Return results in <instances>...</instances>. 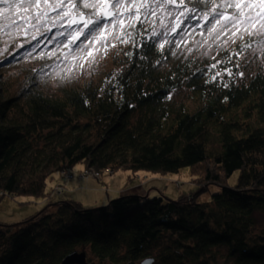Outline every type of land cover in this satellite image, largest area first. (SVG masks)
Listing matches in <instances>:
<instances>
[{"label":"trees","instance_id":"obj_1","mask_svg":"<svg viewBox=\"0 0 264 264\" xmlns=\"http://www.w3.org/2000/svg\"><path fill=\"white\" fill-rule=\"evenodd\" d=\"M227 54L207 62L170 53L164 59L151 44L137 54L131 42L99 80L59 94L39 87V63L35 71L12 64L0 71V198L47 201L22 221H0V264H63L73 251L85 253L83 264H264V229L254 231L256 212L264 214V68L247 63L244 77L222 72L236 71L228 61L207 68ZM216 72L219 86L206 84ZM113 73L118 78L105 84ZM182 89L185 99L167 98ZM77 163L89 172L84 179L189 166L197 190L177 198L125 192L93 204L54 200ZM210 184L219 191L198 201Z\"/></svg>","mask_w":264,"mask_h":264},{"label":"snow or ice","instance_id":"obj_2","mask_svg":"<svg viewBox=\"0 0 264 264\" xmlns=\"http://www.w3.org/2000/svg\"><path fill=\"white\" fill-rule=\"evenodd\" d=\"M201 4H210L211 7L205 11L200 7ZM0 5L3 6L0 7V16L6 21L0 26V31H4L8 39L14 38L13 31L21 34L31 29L43 36L45 32H52V28L57 29L47 37L48 41L52 42L57 37L64 39L57 40L54 49L48 53L41 52L39 56L41 59L45 56L54 58L59 62L55 67L68 79L79 78L82 72L91 75L95 71L93 65L99 62L97 54L102 59L108 54V49L116 48L117 44L132 42L137 54L151 44L158 50V55L166 59L168 53L176 55L175 48L187 41L197 28L204 29L209 37H213L211 44L207 39L203 42L194 41L199 47L207 45L211 48L215 44L218 49H222L229 44H236L237 40L241 41L237 48L207 68L214 69L218 64L228 61L236 71L227 67L221 71L229 76L244 77L246 73L241 69L252 62V54L246 56V50L252 49L256 43L258 50L264 53V0H0ZM14 9L23 15L15 19L7 15ZM200 20L205 21V24L201 25ZM40 28L44 31L40 32ZM158 28L163 31H157ZM189 29L192 31L189 32ZM144 33L148 34V38L137 44L134 35ZM169 36L173 38L169 39ZM245 36L248 37L247 41ZM255 37L260 39L256 41L253 39ZM32 39L37 40V37L33 35ZM166 45L172 47L166 49ZM39 46L40 41L37 40L30 52ZM19 47L23 48V45ZM187 50L191 52V48ZM119 55L120 51L117 50L114 56ZM124 55L132 56L134 53L125 52ZM240 57H243L244 63L239 62ZM140 59L145 60L147 56L140 55ZM160 62L157 59L154 63ZM61 63L63 68H60ZM261 65L264 68V61H261ZM196 71L208 75L205 69L197 68ZM219 76L220 72H216L205 83L215 81L219 86ZM117 78L118 73H113L105 78V84H111ZM232 82L235 83V80ZM229 86L228 82L223 84L225 88ZM167 98H171V93Z\"/></svg>","mask_w":264,"mask_h":264},{"label":"rangeland","instance_id":"obj_3","mask_svg":"<svg viewBox=\"0 0 264 264\" xmlns=\"http://www.w3.org/2000/svg\"><path fill=\"white\" fill-rule=\"evenodd\" d=\"M0 7H3L0 5ZM191 7V5H189ZM200 7L204 8L205 11H207L211 5H204L201 4ZM7 15L12 16L13 19H15L19 15H23L22 12H18L17 10H12ZM6 21L3 19V16H0V26H2ZM193 23H196V21H193ZM199 23L201 25L205 24V21L200 20ZM60 31H65V29H59ZM40 32H43L44 29L40 28ZM56 28H52V32H45L43 36L39 34V32L33 31L31 29H28L26 33L17 34L15 31H13V39H8L7 36H5L4 31H0V71H5V68L9 65L18 66L21 68H32L35 69V65L38 63L41 65L39 68V71L35 72L34 74L38 77L36 79L39 87L48 93H55L59 94L63 89H67L70 87H78L86 80H99L104 74H106L112 67H113V56L114 53L119 50L120 52L125 49L131 42L127 44H117L116 48H109L108 54L104 56L102 59L100 58L99 54H97L98 63L93 65V68L95 71L91 75H85L83 72L79 75V78L74 79H68L63 72H60L58 68L55 67L56 63H59L55 61V59H49L47 56H45L43 59L40 58L39 53H48L52 49L56 47L57 40H63V37H57V39L53 40L52 42H49L47 37L51 36L52 33L56 32ZM151 29H149V32ZM157 31H163V29H157ZM192 30L189 29V32ZM201 32H204L203 35H201ZM35 35L37 37V40L40 41V46L35 49V51H31L32 45L37 43V40H33L32 36ZM135 37V35H134ZM169 39H172V36L168 37ZM81 39H83L81 37ZM205 39L208 40V43H212L213 37H209L207 32L202 28H197L194 33L190 37H188L187 41L181 42L180 47L175 48L176 55H171L172 59H194L199 62H207L212 61L217 58V56L223 54V53H230L234 46L241 43V41L237 40L236 44H229L227 48L218 49L215 44L212 45L211 48H208L207 45H204L203 47L197 46L194 41H201L203 42ZM254 40L258 41L260 37L253 38ZM248 40V37L245 36V41ZM28 41H31V43H28ZM186 44V47H185ZM19 45H23V48H20ZM169 47H172L171 45H166ZM191 48V52H189L187 49ZM101 52H103V49H101ZM249 53L252 54V63L253 65L261 64V61H264V53H261L258 50L257 44H253L252 49H248L245 52V55H249ZM215 57V59H213ZM6 58V59H5ZM241 63H244V59L241 58ZM8 61V62H7ZM6 64V65H5ZM9 64V65H8ZM64 65L61 63L60 68H63ZM248 71L249 67L245 64V66L241 69L242 71L245 70ZM3 72H0V76ZM57 72H59V75H57ZM186 96V90H180L178 92H173L171 95V98L174 100H182L185 99ZM83 167L81 163H77L73 166L72 169L67 170L74 174V179L81 178L82 175L86 170H79ZM110 171V170H109ZM107 171V172H109ZM102 177L100 179L96 178L95 176L91 175V179H93L95 182L94 184L96 187L102 188L101 191H97V193L102 196H105L106 193L109 191L108 189H114L118 188L120 184H124L125 182L129 181L131 182V185H133L135 182H138L140 186H144L145 183H149V187L147 189L141 191H138V193H147L151 194L150 196H155L153 193H161L165 194L168 197L171 198H177L181 194H188L192 191L197 190L196 187V174L192 170L191 167L185 166L179 169L177 172L172 173H166L161 174L157 172L152 171H146V170H140L137 172H132L128 170H117L113 173H106L101 172ZM239 170L234 171L228 178L227 183L229 185L236 184L238 177H239ZM58 174V173H57ZM56 173L54 176H58ZM60 179V178H59ZM69 179L67 182L65 179H63L62 184L66 187L69 181H75L73 177L66 178ZM49 184H51V180L49 181ZM129 184V183H128ZM50 186V185H49ZM56 186V185H55ZM157 187L158 189H153ZM150 188V189H149ZM85 190H87L86 187H84ZM220 189L219 185L217 184H210L207 188V190L200 192L197 196L198 201H210L211 194L214 192H218ZM84 195H87L88 197L95 194L96 191L91 194L89 192L81 190ZM110 193V192H109ZM64 197L69 196L70 192L66 190L63 193H57L54 195V197ZM44 198H31L29 196H11V195H4L0 198V221L7 222V223H15L22 221L25 218H28L32 214H34L36 211L42 209L47 201ZM92 200V199H90ZM87 203V202H84ZM89 204V203H87ZM93 204V203H90ZM255 225L256 228H254L255 232L262 231L264 229V214L261 212H256L255 214ZM150 256H155V252L150 254ZM148 256V257H150ZM144 260V259H143ZM218 263H225L224 258H218ZM217 263V264H218ZM151 264H158L156 261H154Z\"/></svg>","mask_w":264,"mask_h":264},{"label":"crops","instance_id":"obj_4","mask_svg":"<svg viewBox=\"0 0 264 264\" xmlns=\"http://www.w3.org/2000/svg\"><path fill=\"white\" fill-rule=\"evenodd\" d=\"M59 177H60L59 175L56 177L53 184H55L59 180ZM74 180L75 181H73V180L69 181L65 187V190H64V192L66 190H68L70 192V195L64 196V197H62V195H61V197H54V200H58L60 198H72V199H75V200L80 201L82 203H84V202L91 203V202H94L96 200L99 201V203H104L108 199H110V198H112V197H114L120 193L138 192V191H141V189H143V190L147 189V187H149V185H150L149 183H145L144 186H141V187H139L140 189H138L137 187L140 186V184L138 182H135L133 185H131V182L127 181L124 184H120V186L118 188H114L111 190L108 189L109 191L106 193V195L102 196V194L99 195L97 193V191L102 192L103 191V190H101L102 188L96 187V185L94 184L95 181L93 179H91V178H88V179L76 178ZM84 187H86L87 190H85ZM151 189H153V191H154L155 189H158V188L155 187V188H151ZM81 190L89 192L90 194H91V192L92 193L94 191H96V192L93 195V197L91 198V196L88 197L87 195H84L83 193L79 194V192H82ZM90 199H92V200H90Z\"/></svg>","mask_w":264,"mask_h":264},{"label":"water","instance_id":"obj_5","mask_svg":"<svg viewBox=\"0 0 264 264\" xmlns=\"http://www.w3.org/2000/svg\"><path fill=\"white\" fill-rule=\"evenodd\" d=\"M86 262V257L84 252H77L73 251L71 253H68L62 263L63 264H83ZM152 259H146L141 262V264H151ZM218 264H223V263H218Z\"/></svg>","mask_w":264,"mask_h":264},{"label":"built area","instance_id":"obj_6","mask_svg":"<svg viewBox=\"0 0 264 264\" xmlns=\"http://www.w3.org/2000/svg\"><path fill=\"white\" fill-rule=\"evenodd\" d=\"M87 174H89L88 170H86L82 176H87ZM94 175H95L96 177L99 176L98 173H94ZM64 176H65V178H70L72 175H71V173L65 171Z\"/></svg>","mask_w":264,"mask_h":264}]
</instances>
